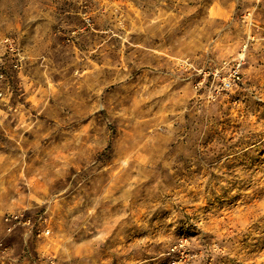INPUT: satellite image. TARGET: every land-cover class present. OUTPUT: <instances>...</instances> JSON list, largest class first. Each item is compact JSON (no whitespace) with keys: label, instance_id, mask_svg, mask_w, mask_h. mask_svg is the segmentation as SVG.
I'll return each instance as SVG.
<instances>
[{"label":"rangeland","instance_id":"374dc122","mask_svg":"<svg viewBox=\"0 0 264 264\" xmlns=\"http://www.w3.org/2000/svg\"><path fill=\"white\" fill-rule=\"evenodd\" d=\"M239 57L234 89L194 88ZM18 210L34 226L7 232ZM0 243V264H264V0H0Z\"/></svg>","mask_w":264,"mask_h":264},{"label":"built area","instance_id":"2783aa9c","mask_svg":"<svg viewBox=\"0 0 264 264\" xmlns=\"http://www.w3.org/2000/svg\"><path fill=\"white\" fill-rule=\"evenodd\" d=\"M242 56V54H241ZM243 59L238 58L231 67L230 71L226 76H219L215 73H209L207 76L211 79L201 78L194 82L193 86L196 90L203 89L207 96L214 97L221 91H228L234 89L241 80L240 67ZM2 224L7 232L12 231L15 227H23L25 229H32L34 223L31 221V217L27 215L25 211H14L10 213H5L2 216ZM48 233L49 231L46 230ZM2 246V243H0ZM1 249H6L2 246ZM2 250V252H3Z\"/></svg>","mask_w":264,"mask_h":264},{"label":"snow or ice","instance_id":"6c2138e0","mask_svg":"<svg viewBox=\"0 0 264 264\" xmlns=\"http://www.w3.org/2000/svg\"><path fill=\"white\" fill-rule=\"evenodd\" d=\"M169 227H171V225H169Z\"/></svg>","mask_w":264,"mask_h":264}]
</instances>
